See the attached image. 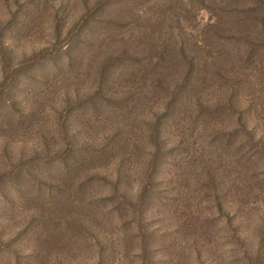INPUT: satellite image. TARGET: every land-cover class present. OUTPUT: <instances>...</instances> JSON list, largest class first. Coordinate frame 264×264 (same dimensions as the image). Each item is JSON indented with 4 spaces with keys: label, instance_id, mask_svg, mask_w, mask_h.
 <instances>
[{
    "label": "rangeland",
    "instance_id": "1",
    "mask_svg": "<svg viewBox=\"0 0 264 264\" xmlns=\"http://www.w3.org/2000/svg\"><path fill=\"white\" fill-rule=\"evenodd\" d=\"M0 264H264V0H0Z\"/></svg>",
    "mask_w": 264,
    "mask_h": 264
}]
</instances>
